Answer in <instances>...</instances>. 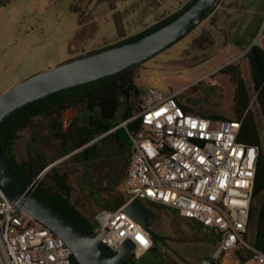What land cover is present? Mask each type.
<instances>
[{
	"label": "rangeland",
	"instance_id": "obj_1",
	"mask_svg": "<svg viewBox=\"0 0 264 264\" xmlns=\"http://www.w3.org/2000/svg\"><path fill=\"white\" fill-rule=\"evenodd\" d=\"M189 1L12 0L0 7V97L23 79L120 41L117 24L125 38L131 37ZM72 7L82 15L81 27L79 14ZM263 33L264 0H219L189 34L140 65L136 85L142 93L177 94L178 102L196 114L232 120L235 85L219 70L237 65L264 138V119L246 60L253 41L264 42ZM124 107L121 99L111 129L100 135L87 124L88 114L79 105L52 120L35 118L19 132L14 148L17 160L31 166L38 172L37 179L48 185L52 181L46 176L53 172L63 175L71 189L70 202L89 221L100 210H117L128 201L123 179L130 138L122 126ZM72 129H78L86 140L80 149L72 147ZM263 206L264 191L255 196V215ZM155 209L156 232L168 248L161 243L153 245L143 256L146 264H202L204 258L214 257L218 243L214 234L169 208ZM248 258L243 264H257Z\"/></svg>",
	"mask_w": 264,
	"mask_h": 264
},
{
	"label": "built area",
	"instance_id": "obj_2",
	"mask_svg": "<svg viewBox=\"0 0 264 264\" xmlns=\"http://www.w3.org/2000/svg\"><path fill=\"white\" fill-rule=\"evenodd\" d=\"M140 110L122 126L130 138L124 185L128 201L93 217L95 235L116 252L139 261L152 248V237L124 212L129 201L169 208L217 238L215 260L231 261L237 251L264 264V206L253 211L259 148L238 142L241 120L209 119L186 113L177 94L143 93ZM139 121L132 133L128 125ZM32 188V185H30ZM141 240L144 243H141ZM70 249L48 227L20 211L0 191V264H71Z\"/></svg>",
	"mask_w": 264,
	"mask_h": 264
},
{
	"label": "trees",
	"instance_id": "obj_3",
	"mask_svg": "<svg viewBox=\"0 0 264 264\" xmlns=\"http://www.w3.org/2000/svg\"><path fill=\"white\" fill-rule=\"evenodd\" d=\"M11 1L12 0H0V7L8 5ZM193 1L194 0H190L177 12L158 20L151 26L131 37L125 38L122 26L117 24L118 37L122 39L112 45L93 51L89 54L140 38L161 28L177 18L192 4ZM71 10L74 13L79 14L78 8L72 7ZM83 23L82 15L79 14V27H81ZM246 60L249 66L252 89L255 92L259 112L264 119V42L261 45L255 44L251 46L246 56ZM136 70V67L129 68L117 74L103 77L39 100L14 114L0 129L1 151L16 176L25 185H32L31 189L34 194L44 202L57 211L73 218L91 231L94 230L93 220L89 221L86 219L70 202L69 193L71 189L68 186L65 177L57 172H53L46 176L52 181V185H48L43 179H37V171L31 166L17 160L14 151L15 144L19 139V132L27 127L33 119L41 117L52 120L55 116H58L61 112L74 105H79L84 108L88 114L87 124L92 128L95 134L100 135L108 132L112 127V123L115 121L116 114L120 108L121 99L124 100L125 104L122 114L124 121L140 110L141 99L137 102L135 100L140 98L144 92L142 93L141 89L136 85ZM219 72L227 75L230 78V81L235 85L233 97L234 119L241 120L238 142L246 146H255L259 148L254 186V195L256 196L264 191V138H261L259 134L253 112L250 109L251 98L249 91L244 80L240 76L238 66L229 64L220 69ZM134 102H136V104ZM180 105L186 113L192 115H198L209 119H224L217 115H199L194 113L189 107L182 104ZM128 129L131 133L138 130L139 121L128 125ZM70 140L72 147L75 150L82 148L86 144V140L78 129H72L70 131ZM126 168L127 167H125V171ZM120 205L122 204H119V206ZM258 234L259 243L257 246L261 247V238L264 235V231L259 228ZM70 261L71 264H78L72 255L70 256ZM124 261L126 264H146L144 257L137 262H133L128 258ZM214 261L216 264H243L246 260L241 253L237 251L231 261H226L225 255L223 254ZM164 264L176 263L164 261Z\"/></svg>",
	"mask_w": 264,
	"mask_h": 264
},
{
	"label": "water",
	"instance_id": "obj_4",
	"mask_svg": "<svg viewBox=\"0 0 264 264\" xmlns=\"http://www.w3.org/2000/svg\"><path fill=\"white\" fill-rule=\"evenodd\" d=\"M218 1L194 0L177 18L145 36L67 60L52 69L21 80L0 97V129L14 114L46 97L129 68L136 67L138 70L141 64L165 51L195 29ZM255 44L253 41L251 46ZM0 191L20 211L60 237L78 264H126L124 259L133 247L131 241H126L116 252L108 249L100 242L106 230L95 235L81 223L40 199L30 186L16 176L1 148ZM123 210L147 230L151 237L168 248L163 238L149 228L155 213L147 205L132 200ZM214 260V257H206L202 264H216Z\"/></svg>",
	"mask_w": 264,
	"mask_h": 264
},
{
	"label": "flooded vegetation",
	"instance_id": "obj_5",
	"mask_svg": "<svg viewBox=\"0 0 264 264\" xmlns=\"http://www.w3.org/2000/svg\"><path fill=\"white\" fill-rule=\"evenodd\" d=\"M154 213H155V217H154V219L151 221V223H150V225H149V228H150V230L151 231H153V232H155L156 234H157V232H156V227H155V218H156V216H157V211H156V209H155V205H147ZM164 240V239H163ZM165 242V241H164ZM152 243H153V245H155L156 243H160L159 242V240L158 239H156V238H154V237H152ZM153 247V246H152ZM127 258V257H126ZM125 258V259H126ZM124 259V260H125ZM129 259V258H128Z\"/></svg>",
	"mask_w": 264,
	"mask_h": 264
},
{
	"label": "crops",
	"instance_id": "obj_6",
	"mask_svg": "<svg viewBox=\"0 0 264 264\" xmlns=\"http://www.w3.org/2000/svg\"><path fill=\"white\" fill-rule=\"evenodd\" d=\"M152 21H154V19H153ZM143 24H146V23H143ZM149 26H150V25H149ZM73 56H74V53L70 56V59H71Z\"/></svg>",
	"mask_w": 264,
	"mask_h": 264
},
{
	"label": "snow or ice",
	"instance_id": "obj_7",
	"mask_svg": "<svg viewBox=\"0 0 264 264\" xmlns=\"http://www.w3.org/2000/svg\"><path fill=\"white\" fill-rule=\"evenodd\" d=\"M141 243H144V241H143V240H141Z\"/></svg>",
	"mask_w": 264,
	"mask_h": 264
}]
</instances>
